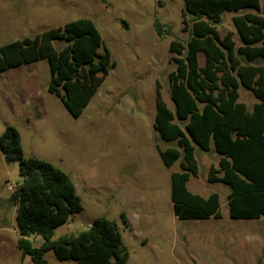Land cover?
<instances>
[{
    "label": "rangeland",
    "instance_id": "rangeland-1",
    "mask_svg": "<svg viewBox=\"0 0 264 264\" xmlns=\"http://www.w3.org/2000/svg\"><path fill=\"white\" fill-rule=\"evenodd\" d=\"M182 7L183 0H0V45L89 17L115 61L77 118L47 91L46 59L24 65L23 71L37 75L39 95H32V104L0 92V133L6 125L15 126L25 156L51 162L75 185L82 208L55 228L52 239L76 234L104 216L119 226L129 250L126 264H264V217L228 216L229 187L207 181L210 166L219 159L212 148L195 147L198 172L187 187L203 196L217 192L222 216L181 219L173 212L170 173L179 165L166 167L157 146L174 143L162 141L152 123L157 82L162 99L173 108L167 74L175 67L171 56L178 54L168 47L171 40L188 37L182 30ZM233 14L225 12L217 30L220 35L230 31L238 44ZM156 19L164 25L161 36L153 26ZM4 81L0 72V88ZM239 100L249 108L256 101L243 87ZM18 180L17 162H6L0 151V222L7 227L0 264L31 263L29 256L21 262L12 253L16 223L9 196L10 184ZM30 240L37 245L42 237L31 235ZM44 258L48 264H76L52 250Z\"/></svg>",
    "mask_w": 264,
    "mask_h": 264
},
{
    "label": "trees",
    "instance_id": "trees-1",
    "mask_svg": "<svg viewBox=\"0 0 264 264\" xmlns=\"http://www.w3.org/2000/svg\"><path fill=\"white\" fill-rule=\"evenodd\" d=\"M225 12L239 37L230 31L220 35L217 24ZM182 30L185 42L171 40L169 51L175 67L167 74L173 108L155 88L152 128L159 138L174 145L157 153L166 167L178 161L170 173V199L181 219L220 218L217 192L207 196L190 191L187 181L198 166L195 147L219 156L211 165L208 182L229 187L228 216L264 217V3L260 0H183ZM157 35L164 25L153 22ZM166 32L171 27L166 26ZM61 42L59 46L56 43ZM202 55V62L199 55ZM46 59L47 91L56 95L68 113L77 118L109 70L115 66L111 52L89 17H78L58 26L0 45V72ZM249 90L256 101L249 108L239 100V88ZM0 151L6 162H17L20 180L12 188L21 262L48 264L44 254L52 250L76 264H126L129 250L115 220L96 217L76 234L52 239L56 227L82 208L81 198L67 173L49 161L25 156L20 133L6 125L0 133ZM123 223L124 215L121 214ZM41 236L35 245L30 236ZM22 264V263H20Z\"/></svg>",
    "mask_w": 264,
    "mask_h": 264
},
{
    "label": "crops",
    "instance_id": "crops-1",
    "mask_svg": "<svg viewBox=\"0 0 264 264\" xmlns=\"http://www.w3.org/2000/svg\"><path fill=\"white\" fill-rule=\"evenodd\" d=\"M36 62L37 61H34V62H31L30 64H33ZM27 64L29 63L16 66V67H11V68H8L2 71V73H4L5 81H4L3 86L0 88V92L5 95L4 92L6 91V93L10 94L13 98H19L21 100L23 99V101L31 100V103L33 104L36 101L32 99V95H39L38 77L36 74L30 73L31 72L30 69L28 70V72L22 70V67ZM3 224L4 223L0 222V254L2 250V238H5L7 236L5 232L7 230V227ZM14 225H15L14 231H15L16 237L14 239L15 249L12 253L17 254L21 257L20 251L16 247V239L18 237V232H17L16 224Z\"/></svg>",
    "mask_w": 264,
    "mask_h": 264
},
{
    "label": "built area",
    "instance_id": "built-area-1",
    "mask_svg": "<svg viewBox=\"0 0 264 264\" xmlns=\"http://www.w3.org/2000/svg\"><path fill=\"white\" fill-rule=\"evenodd\" d=\"M15 183H13V184H10V188L12 189L13 187H15Z\"/></svg>",
    "mask_w": 264,
    "mask_h": 264
}]
</instances>
